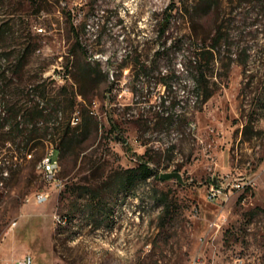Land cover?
<instances>
[{"label":"rangeland","instance_id":"374dc122","mask_svg":"<svg viewBox=\"0 0 264 264\" xmlns=\"http://www.w3.org/2000/svg\"><path fill=\"white\" fill-rule=\"evenodd\" d=\"M28 255L264 264V0H0V264Z\"/></svg>","mask_w":264,"mask_h":264},{"label":"built area","instance_id":"2783aa9c","mask_svg":"<svg viewBox=\"0 0 264 264\" xmlns=\"http://www.w3.org/2000/svg\"><path fill=\"white\" fill-rule=\"evenodd\" d=\"M60 161L55 156V153L47 152V159L44 163H42L41 172L43 173L45 179L49 182H53L57 180V174L60 169ZM57 186L59 184L56 183ZM226 182L221 179L219 182H213L209 185L207 190V196L210 201H216L222 197L225 192ZM245 183L235 181L232 183V187L235 189H239L244 186ZM50 196V191H40L36 194V202L37 203H45ZM24 264H32L33 258L28 255L23 259Z\"/></svg>","mask_w":264,"mask_h":264},{"label":"trees","instance_id":"16d2710c","mask_svg":"<svg viewBox=\"0 0 264 264\" xmlns=\"http://www.w3.org/2000/svg\"><path fill=\"white\" fill-rule=\"evenodd\" d=\"M66 138L67 133L65 132V134L60 137V146L58 147V153L60 156L63 154L64 147L66 146ZM153 175H156L154 168L151 167L147 160H142L137 166L125 170V173L119 180V188L122 189L126 185L130 186L139 180H146Z\"/></svg>","mask_w":264,"mask_h":264},{"label":"water","instance_id":"95a60500","mask_svg":"<svg viewBox=\"0 0 264 264\" xmlns=\"http://www.w3.org/2000/svg\"><path fill=\"white\" fill-rule=\"evenodd\" d=\"M160 176L164 180H169V179L177 178L181 182L184 181L182 174L180 172H178V171L164 172V173H161Z\"/></svg>","mask_w":264,"mask_h":264},{"label":"bare ground","instance_id":"6f19581e","mask_svg":"<svg viewBox=\"0 0 264 264\" xmlns=\"http://www.w3.org/2000/svg\"><path fill=\"white\" fill-rule=\"evenodd\" d=\"M48 153H55V150L53 149L51 152ZM47 159V154L43 157V159L40 161V163L38 164L39 169L41 170L42 167V163H44Z\"/></svg>","mask_w":264,"mask_h":264}]
</instances>
